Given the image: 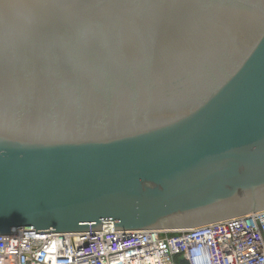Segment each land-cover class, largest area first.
Wrapping results in <instances>:
<instances>
[{
  "label": "water",
  "instance_id": "water-1",
  "mask_svg": "<svg viewBox=\"0 0 264 264\" xmlns=\"http://www.w3.org/2000/svg\"><path fill=\"white\" fill-rule=\"evenodd\" d=\"M260 210L264 0H0V235Z\"/></svg>",
  "mask_w": 264,
  "mask_h": 264
},
{
  "label": "built area",
  "instance_id": "built-area-1",
  "mask_svg": "<svg viewBox=\"0 0 264 264\" xmlns=\"http://www.w3.org/2000/svg\"><path fill=\"white\" fill-rule=\"evenodd\" d=\"M0 264H264V210L195 228L0 235Z\"/></svg>",
  "mask_w": 264,
  "mask_h": 264
}]
</instances>
